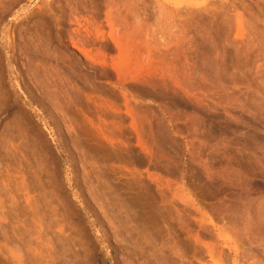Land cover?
I'll return each instance as SVG.
<instances>
[{
	"label": "rangeland",
	"instance_id": "1",
	"mask_svg": "<svg viewBox=\"0 0 264 264\" xmlns=\"http://www.w3.org/2000/svg\"><path fill=\"white\" fill-rule=\"evenodd\" d=\"M0 264H264V0H0Z\"/></svg>",
	"mask_w": 264,
	"mask_h": 264
}]
</instances>
